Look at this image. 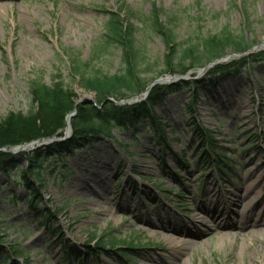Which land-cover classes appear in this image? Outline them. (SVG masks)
Listing matches in <instances>:
<instances>
[{
    "label": "rangeland",
    "instance_id": "obj_1",
    "mask_svg": "<svg viewBox=\"0 0 264 264\" xmlns=\"http://www.w3.org/2000/svg\"><path fill=\"white\" fill-rule=\"evenodd\" d=\"M122 6L137 14L128 22L136 28L135 45L144 52V61L154 62L147 73L149 79H161L163 86L180 81H167L168 77L204 79V87L195 98L194 89H180L155 107L160 121L170 127L164 131L166 143L159 144L152 124L144 122L136 131L112 125L111 135L100 133L93 141L88 136L89 145L70 156L60 157V153L53 152L41 171L45 181L35 210L26 202V187L13 183V173L7 176L0 170V237L4 246L22 252L14 263V258L4 253L0 261L164 264V256L172 264H264L262 230L252 242L259 249L257 254L251 249L242 254L234 248L230 236L217 228H211L200 240L192 236L198 227L205 229L212 223L208 214L196 207L209 208L207 198H218L217 194L234 188L244 169L256 174V190L264 192V60L215 85L209 83L207 70L202 72L201 68L182 76L168 72L161 75L170 46L152 31L149 22L141 20L157 9L160 23L172 28L178 43L216 33L225 26L255 42L247 53L252 55L264 51V0H0V120L9 113L25 114L31 108L28 84L33 79L49 86L59 75L78 99L90 96L95 100L93 93L82 91L77 79L70 76L68 57L72 53L79 54L83 61L93 57L96 68L115 73L120 68V49L111 46L98 57L95 53L105 32L107 15L103 10L117 13ZM171 14L176 20L168 24ZM226 55V62L242 56L235 52ZM142 96L138 95L139 101ZM136 98L113 101L128 105L136 103ZM67 128L68 134L60 141L72 137L70 125L63 133ZM197 131L210 133L211 145L204 143L202 147ZM53 142L10 152L19 164V172L26 165L21 153L50 147ZM14 147L0 148V152L9 153L3 150ZM202 150L217 157L209 159ZM220 167L225 171L221 172ZM30 181L36 182L34 178ZM161 188L169 194L163 196ZM129 204L131 209L127 208ZM145 206L158 208L159 218L140 212ZM230 206L233 213L235 207ZM187 209L196 212L187 214ZM193 215L198 219L196 227L187 223L174 234L178 242L175 250L181 251L175 260L166 250V240L154 236L146 220L166 223L180 216L193 220ZM231 217L235 220V213ZM104 233L117 240H132L138 251L120 257L109 246L98 249L94 243ZM92 236L95 241L88 240ZM238 241L240 236L234 242ZM65 246L75 248L81 259L65 253ZM88 247L97 254L84 255Z\"/></svg>",
    "mask_w": 264,
    "mask_h": 264
},
{
    "label": "trees",
    "instance_id": "obj_2",
    "mask_svg": "<svg viewBox=\"0 0 264 264\" xmlns=\"http://www.w3.org/2000/svg\"><path fill=\"white\" fill-rule=\"evenodd\" d=\"M105 11L107 15L105 32L102 36V43L97 45L95 57L116 46L121 51L120 68L113 74L105 73L100 68H96L93 64L94 58L81 60L79 54H71L69 59V74L78 81L79 88L86 93L95 95L96 104H78L75 114L69 119L68 124L66 116L74 110V102L78 99L76 93L66 87L60 76H55L54 82L47 86L39 79H33L28 84V90L31 95V108L25 113H9L0 120V148L24 145L36 140L56 139L53 144L35 149L30 152H23L19 156L25 158V169L19 172V164L14 155L10 153L0 152V170L7 176L11 173V179L15 185H24L27 189L26 202L29 207L35 210L36 203L39 201V189L44 186V178L41 171L46 166V161L51 155L55 154L60 157L73 154L82 147H87L90 141L88 136L94 137L100 133L111 135L110 129L113 126L119 128H134L149 122L152 124L155 133V140L159 144L166 143L164 131L167 124L160 121L156 114L155 107L162 105L164 99L170 94L176 93L180 89H194V98L197 93L204 87V79L199 80H180L169 85L156 84L152 86L143 101L128 105H116L113 100H122L140 95L154 81L149 79L147 73L152 69V63L144 61V52L135 45L134 35L136 28L129 21L137 14L128 10L125 6L115 13ZM162 12V10H160ZM124 13V16H122ZM160 14L157 9L153 8L150 16L143 18L144 23L148 25L152 31L159 33L163 40L170 46L168 54L163 59V70L161 75L168 72L174 76L185 75L192 69L203 68L205 65L218 60L228 53L235 52L242 54L239 59L229 62H221L212 66L207 70L209 83L217 84L218 81L224 80L231 75H237L240 71L251 68L258 60H264V51L256 54H247L255 42L248 41L244 35L236 34L228 27L221 29L216 33H208L206 35L195 36L186 41V43H178L172 28L163 26L160 23ZM176 16L171 14L168 17V24L174 23ZM190 104H187L189 107ZM66 125H70L72 136L70 139L60 141L64 135L63 131ZM198 137L203 140L206 136V142L211 145L213 139L208 132L197 131ZM58 140V141H57ZM54 149V150H53ZM203 154H207L208 158L214 159L212 153L202 150ZM56 155V156H57ZM51 158V157H50ZM184 163H187L185 160ZM220 171L224 172V168L220 167ZM30 178H34L31 182ZM37 183V184H35ZM7 184V183H6ZM14 195L13 193L11 194ZM14 197V196H13ZM59 210V208H57ZM42 218L48 223L47 216L43 213ZM89 241H95V236ZM120 242V243H118ZM0 237V254L12 256L11 262L14 263L15 258L22 255L20 248L7 247L3 245ZM98 249H104L109 246L114 249L120 257L128 256L132 252H137L133 241L126 242L110 238L104 233L94 243ZM65 253L70 252L77 256L75 248L68 249L65 246ZM8 253V254H7ZM96 255L94 248L88 247L84 255ZM83 255V256H84ZM10 260V259H9ZM11 263V264H12ZM0 264H8L6 260L0 261Z\"/></svg>",
    "mask_w": 264,
    "mask_h": 264
},
{
    "label": "bare ground",
    "instance_id": "obj_3",
    "mask_svg": "<svg viewBox=\"0 0 264 264\" xmlns=\"http://www.w3.org/2000/svg\"><path fill=\"white\" fill-rule=\"evenodd\" d=\"M239 181V184L232 189H228L224 194H217L218 198L213 199L212 195V199L208 197L209 208L205 206L196 207L199 208L200 211L207 213L209 216L208 219L211 220L212 223L207 225L205 229L198 227L197 232L192 233V236L200 240L202 239L201 236L210 233L211 228H217L223 235L228 234L230 236L234 248L242 254H245L248 249H251L257 254L259 249L253 247L252 242L258 238L257 236H259L260 232H264V192L256 190L258 177L254 173H248L247 169H244L243 174L239 177ZM160 190L164 192L163 196H167L165 193L169 194L166 188H161ZM190 194L192 195V193ZM209 194H211V192H207L206 195ZM230 205L235 207L233 211V213H235V220L233 221L231 220V214L233 213L229 210L231 207ZM131 207V204H129L127 208L131 209ZM240 209H242V211H240ZM142 211H144V214H148V216L149 213H152L157 216V218H159L161 214L160 210L154 206L142 207L140 212ZM195 212V209L186 210L187 214H194ZM195 217L196 216L193 215V220H184L185 217L180 216L175 218V221H167L166 223L161 222L159 219L155 221V223H152L150 220H146V222L154 236H159L166 240V250L171 253V256L173 255L175 260H178L181 251L175 250L178 242H176L174 234L182 231L187 223H191L195 226V222L198 220ZM239 236L241 237V241L234 242L239 239ZM245 242H248V245ZM261 242H264V238ZM161 258L164 264H172V261L164 258V256H161Z\"/></svg>",
    "mask_w": 264,
    "mask_h": 264
},
{
    "label": "water",
    "instance_id": "obj_4",
    "mask_svg": "<svg viewBox=\"0 0 264 264\" xmlns=\"http://www.w3.org/2000/svg\"><path fill=\"white\" fill-rule=\"evenodd\" d=\"M237 55H239V56H241L242 54H237ZM229 56L228 55H226V56H223L222 58H220V59H218V60H215V61H213V62H211V63H209V64H207V65H205V67H203V68H201L200 69V71H205V70H208V69H210L212 66H215L216 64H218V63H221V62H226L227 61V58H228ZM168 80L167 81H171V80H177V79H180V80H182V77H168L167 78ZM162 81H161V79H159V80H155V81H153L146 89H145V91L144 92H142L141 94L143 95L141 98V100H144V98H145V96L148 94V92H149V90H150V88L152 87V86H154V85H156V84H160ZM137 98V101L136 102H139V97L138 96H136ZM140 100V101H141ZM95 104V100L94 99H92V97H90V96H88V97H85V98H80V99H77L76 101H75V104H74V110L67 116V120L69 119V118H71L72 116H73V114H75V109H76V106L78 105V104ZM68 134V128L66 129V131L64 132V137L66 136ZM64 137H62V139L64 138ZM53 140L54 139H46V140H43V141H34V142H31V143H29V144H25L24 146H16V147H14L12 150H3L4 152H14V151H16V150H24L26 147H28V149H32L33 147H35V146H40V145H42V144H45V143H49L50 144V142H53Z\"/></svg>",
    "mask_w": 264,
    "mask_h": 264
}]
</instances>
